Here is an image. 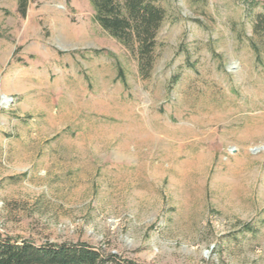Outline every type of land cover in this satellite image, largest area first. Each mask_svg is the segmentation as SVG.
Here are the masks:
<instances>
[{"label": "rangeland", "instance_id": "374dc122", "mask_svg": "<svg viewBox=\"0 0 264 264\" xmlns=\"http://www.w3.org/2000/svg\"><path fill=\"white\" fill-rule=\"evenodd\" d=\"M156 2L142 72L91 0H0V233L264 264V0Z\"/></svg>", "mask_w": 264, "mask_h": 264}, {"label": "trees", "instance_id": "16d2710c", "mask_svg": "<svg viewBox=\"0 0 264 264\" xmlns=\"http://www.w3.org/2000/svg\"><path fill=\"white\" fill-rule=\"evenodd\" d=\"M96 21L126 47L137 51L140 69L152 67L165 10L156 0H91ZM28 0H19L26 13ZM147 69V68H146ZM0 264H135L87 242L35 243L0 233Z\"/></svg>", "mask_w": 264, "mask_h": 264}, {"label": "bare ground", "instance_id": "6f19581e", "mask_svg": "<svg viewBox=\"0 0 264 264\" xmlns=\"http://www.w3.org/2000/svg\"><path fill=\"white\" fill-rule=\"evenodd\" d=\"M5 101H6V103H8V102L10 101V97L7 96V97L5 98Z\"/></svg>", "mask_w": 264, "mask_h": 264}, {"label": "water", "instance_id": "95a60500", "mask_svg": "<svg viewBox=\"0 0 264 264\" xmlns=\"http://www.w3.org/2000/svg\"><path fill=\"white\" fill-rule=\"evenodd\" d=\"M5 98H6V97H5V96H3V100H4V102H5Z\"/></svg>", "mask_w": 264, "mask_h": 264}]
</instances>
